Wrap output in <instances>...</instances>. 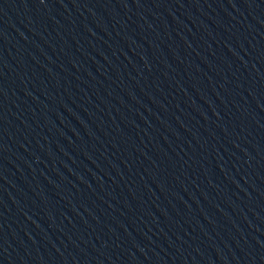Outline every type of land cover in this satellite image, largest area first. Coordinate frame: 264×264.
<instances>
[{
    "label": "water",
    "instance_id": "obj_1",
    "mask_svg": "<svg viewBox=\"0 0 264 264\" xmlns=\"http://www.w3.org/2000/svg\"><path fill=\"white\" fill-rule=\"evenodd\" d=\"M0 264H264V0H31Z\"/></svg>",
    "mask_w": 264,
    "mask_h": 264
}]
</instances>
